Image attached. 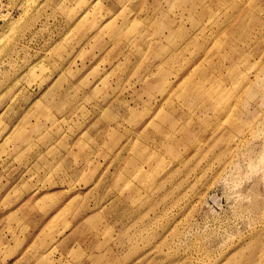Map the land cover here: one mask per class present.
Instances as JSON below:
<instances>
[{
  "label": "rangeland",
  "instance_id": "374dc122",
  "mask_svg": "<svg viewBox=\"0 0 264 264\" xmlns=\"http://www.w3.org/2000/svg\"><path fill=\"white\" fill-rule=\"evenodd\" d=\"M0 19V264H264V0Z\"/></svg>",
  "mask_w": 264,
  "mask_h": 264
},
{
  "label": "crops",
  "instance_id": "0c3cea01",
  "mask_svg": "<svg viewBox=\"0 0 264 264\" xmlns=\"http://www.w3.org/2000/svg\"><path fill=\"white\" fill-rule=\"evenodd\" d=\"M14 190H16V188H14ZM8 199H7V196L5 197V201H1V203H3V204H8ZM8 211V210H7ZM19 213H20V207H19V205L17 206V207H15V208H12L10 211H8V213H7V220L9 219V217H10V215H12V216H16L15 217V219L17 220L18 219V217L20 216L19 215ZM7 227H9L8 225H7ZM14 230V229H13ZM15 231V230H14ZM16 232V231H15ZM22 244H19V243H17V245L15 244L14 246H12L11 247V249H13V251H15V252H19L20 251V249L22 248ZM5 249L6 250H8L9 249V247L8 246H6L5 247ZM23 254H24V252L23 253H21V252H19V257H21V256H23Z\"/></svg>",
  "mask_w": 264,
  "mask_h": 264
},
{
  "label": "built area",
  "instance_id": "2783aa9c",
  "mask_svg": "<svg viewBox=\"0 0 264 264\" xmlns=\"http://www.w3.org/2000/svg\"><path fill=\"white\" fill-rule=\"evenodd\" d=\"M1 22H2V20L0 19V25H1Z\"/></svg>",
  "mask_w": 264,
  "mask_h": 264
}]
</instances>
